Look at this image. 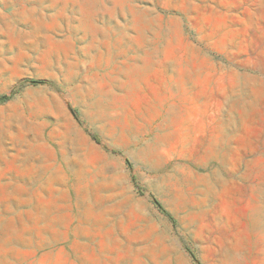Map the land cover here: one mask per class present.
<instances>
[{
  "label": "rangeland",
  "instance_id": "rangeland-1",
  "mask_svg": "<svg viewBox=\"0 0 264 264\" xmlns=\"http://www.w3.org/2000/svg\"><path fill=\"white\" fill-rule=\"evenodd\" d=\"M2 95L0 264H264V0H0Z\"/></svg>",
  "mask_w": 264,
  "mask_h": 264
},
{
  "label": "trees",
  "instance_id": "trees-1",
  "mask_svg": "<svg viewBox=\"0 0 264 264\" xmlns=\"http://www.w3.org/2000/svg\"><path fill=\"white\" fill-rule=\"evenodd\" d=\"M7 98H9V95H2V96L0 97L1 100H5V99H7ZM91 136H92L94 139H96V137H95L94 134H91ZM158 206H159V205H158Z\"/></svg>",
  "mask_w": 264,
  "mask_h": 264
}]
</instances>
